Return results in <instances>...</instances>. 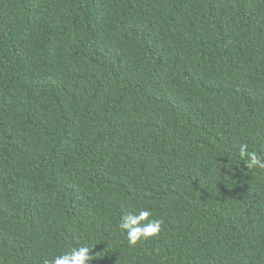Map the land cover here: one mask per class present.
I'll use <instances>...</instances> for the list:
<instances>
[{
  "label": "trees",
  "instance_id": "1",
  "mask_svg": "<svg viewBox=\"0 0 264 264\" xmlns=\"http://www.w3.org/2000/svg\"><path fill=\"white\" fill-rule=\"evenodd\" d=\"M242 143L264 154V0H0V264H264ZM140 210L161 231L130 246Z\"/></svg>",
  "mask_w": 264,
  "mask_h": 264
},
{
  "label": "clouds",
  "instance_id": "2",
  "mask_svg": "<svg viewBox=\"0 0 264 264\" xmlns=\"http://www.w3.org/2000/svg\"><path fill=\"white\" fill-rule=\"evenodd\" d=\"M239 157L251 169H264V154H258L255 151L249 152L247 144L239 145ZM152 213L149 210H140L138 214L131 211L121 216L118 223V229L125 235L130 246L136 245L141 240H146L157 236L161 231L162 221L149 219ZM147 221V223H144ZM90 246L73 247L63 254L54 257L51 261H45L44 264H90L95 256L90 255Z\"/></svg>",
  "mask_w": 264,
  "mask_h": 264
}]
</instances>
